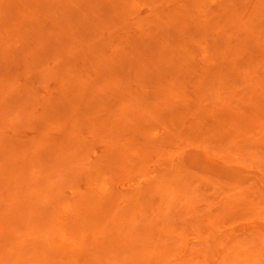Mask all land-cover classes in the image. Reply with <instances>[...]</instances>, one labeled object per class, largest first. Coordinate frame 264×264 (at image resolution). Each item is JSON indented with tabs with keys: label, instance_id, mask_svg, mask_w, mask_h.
Here are the masks:
<instances>
[{
	"label": "rangeland",
	"instance_id": "obj_1",
	"mask_svg": "<svg viewBox=\"0 0 264 264\" xmlns=\"http://www.w3.org/2000/svg\"><path fill=\"white\" fill-rule=\"evenodd\" d=\"M0 264H264V0H0Z\"/></svg>",
	"mask_w": 264,
	"mask_h": 264
}]
</instances>
